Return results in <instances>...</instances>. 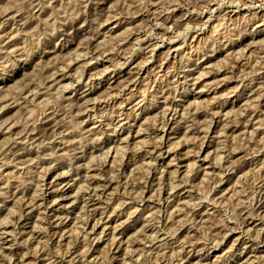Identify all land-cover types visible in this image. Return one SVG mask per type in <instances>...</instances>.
I'll list each match as a JSON object with an SVG mask.
<instances>
[{
	"label": "rangeland",
	"instance_id": "rangeland-1",
	"mask_svg": "<svg viewBox=\"0 0 264 264\" xmlns=\"http://www.w3.org/2000/svg\"><path fill=\"white\" fill-rule=\"evenodd\" d=\"M0 223V264H264V0H0Z\"/></svg>",
	"mask_w": 264,
	"mask_h": 264
},
{
	"label": "bare ground",
	"instance_id": "bare-ground-1",
	"mask_svg": "<svg viewBox=\"0 0 264 264\" xmlns=\"http://www.w3.org/2000/svg\"><path fill=\"white\" fill-rule=\"evenodd\" d=\"M187 1V0H186ZM263 1V0H262ZM235 2V1H234ZM154 3V2H153ZM220 3V2H219ZM231 3V2H230ZM181 4V3H180ZM245 5V4H244ZM248 5V4H247ZM193 9V8H192ZM192 11V10H191ZM168 12V11H167ZM224 17V16H223ZM219 18V17H218ZM226 18V17H225ZM163 24V23H162ZM169 27V26H168ZM217 30V28H216ZM185 31V30H184ZM134 32V31H133ZM217 32V31H216ZM136 33V32H135ZM151 33V32H150ZM213 34V33H212ZM217 44V43H216ZM107 45V44H106ZM103 46V45H102ZM133 50V49H132ZM85 55V54H84ZM87 56V55H86ZM187 56V55H186ZM190 61V60H189ZM180 63V62H179ZM89 64V63H88ZM142 65V64H141ZM84 70V69H83ZM83 72V71H82ZM115 72V71H114ZM167 75V74H166ZM120 77V76H119ZM80 79V78H79ZM88 81V80H87ZM178 82V81H177ZM92 85V84H91ZM160 86V85H159ZM73 87V86H72ZM234 93V92H233ZM123 100V99H122ZM129 100V99H128ZM251 102V101H250ZM255 106V105H254ZM92 110V109H91ZM187 110V109H186ZM86 112V111H85ZM131 114V113H130ZM193 116V115H192ZM194 120V119H193ZM246 121V120H245ZM186 124V123H185ZM239 124V123H238ZM236 125V124H235ZM72 129V128H71ZM70 130V129H69ZM74 131V130H73ZM76 132V131H75ZM137 133V132H136ZM139 133V132H138ZM218 135V134H217ZM70 136V135H69ZM36 138V137H35ZM251 140V139H250ZM253 140V139H252ZM160 142V141H159ZM241 142V141H240ZM223 143V142H222ZM173 144V143H172ZM200 145V144H199ZM147 146V145H146ZM178 146V145H177ZM144 147V146H143ZM108 149V148H107ZM128 149V148H127ZM112 150V149H110ZM134 150V149H133ZM116 152V151H115ZM17 154V153H16ZM209 154V153H208ZM109 155V154H108ZM146 155V154H145ZM57 156V155H56ZM114 156V155H113ZM8 157V156H7ZM120 158V157H119ZM117 159V158H116ZM19 160V159H18ZM220 160V159H219ZM119 162V161H118ZM261 163V162H260ZM191 164V163H190ZM28 165V164H27ZM263 165V164H262ZM218 167V166H217ZM188 169V168H187ZM254 169V168H253ZM259 170V169H258ZM111 172V171H110ZM188 172V171H187ZM163 173V172H162ZM247 174V173H246ZM128 175V174H127ZM245 175V174H244ZM46 176V175H45ZM92 176V175H91ZM204 177V176H203ZM106 178V177H105ZM188 181V180H187ZM70 183V182H69ZM189 184V183H188ZM106 185V184H105ZM101 187V186H100ZM171 187V186H170ZM36 188V187H35ZM116 190V189H115ZM59 191V190H58ZM95 191V190H94ZM35 192V191H34ZM43 192V191H42ZM33 195V194H32ZM34 198V197H33ZM38 199V198H37ZM75 201V200H74ZM87 201V200H86ZM193 201V200H192ZM215 201V200H214ZM191 202V201H190ZM202 202V201H201ZM213 202V200L211 201ZM217 203V202H216ZM215 204V203H214ZM201 205V204H200ZM203 205V204H202ZM136 206V205H135ZM110 207V206H109ZM208 209V208H207ZM95 215V214H94ZM15 216V215H14ZM249 216V215H248ZM143 217V216H142ZM83 218V217H82ZM256 219V218H255ZM6 221V220H5ZM155 221V220H154ZM75 222V221H74ZM6 222L2 223L5 224ZM142 223V222H141ZM188 223V222H187ZM238 223V222H237ZM35 224V223H34ZM37 224V223H36ZM157 224V223H156ZM1 226V223H0ZM81 226V225H80ZM33 228V227H32ZM76 229V228H75ZM78 231V230H77ZM71 233V232H70ZM155 234V233H154ZM101 235V234H100ZM50 236V235H49ZM80 236V235H79ZM114 236V235H113ZM118 238V237H117ZM63 239V238H62ZM201 239V238H200ZM208 239V238H207ZM146 245V244H145ZM164 247V246H163ZM65 252V251H64ZM29 255V254H28ZM9 258V257H8ZM138 258V257H137ZM1 261V260H0ZM36 261V260H35ZM52 261V260H51ZM182 261V260H181ZM63 262V261H62ZM82 262V261H81Z\"/></svg>",
	"mask_w": 264,
	"mask_h": 264
}]
</instances>
